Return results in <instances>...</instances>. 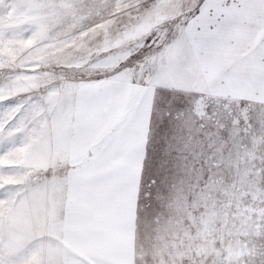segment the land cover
I'll list each match as a JSON object with an SVG mask.
<instances>
[{"label": "snow or ice", "instance_id": "snow-or-ice-1", "mask_svg": "<svg viewBox=\"0 0 264 264\" xmlns=\"http://www.w3.org/2000/svg\"><path fill=\"white\" fill-rule=\"evenodd\" d=\"M49 7L53 14L77 11L72 4ZM108 7L115 17L108 23L124 25L117 43L126 42L122 45L126 59L104 73L103 79L62 85L59 91L45 94L21 90L13 96L6 93L18 89L25 74L5 70L0 102L7 101V112L0 114V144L9 145L8 153L27 147L29 163L0 167V177L15 173L17 180L6 184L0 178V264H103L74 250L82 248L107 213V198L124 170L123 138L142 122L141 105L125 79L128 72L138 73L136 93L152 97L150 134L158 93L201 87L205 91L195 93L194 103L241 92L259 95L256 116L264 121V0L258 4L255 0H116ZM169 24L174 30L165 31ZM257 32L259 44L249 52ZM133 34L138 38L129 39ZM133 59L136 68L128 69ZM219 107L227 104L209 112L205 103L197 108L196 119L182 111L159 117L156 135L162 139L155 143L153 135L151 150L148 140L143 144L141 171L152 177L153 186L157 177L165 178L198 150ZM245 118L251 119L247 112ZM73 126L87 133L86 145L78 163L66 164L58 172L59 157L48 145ZM259 255L264 264V251Z\"/></svg>", "mask_w": 264, "mask_h": 264}, {"label": "rangeland", "instance_id": "rangeland-1", "mask_svg": "<svg viewBox=\"0 0 264 264\" xmlns=\"http://www.w3.org/2000/svg\"><path fill=\"white\" fill-rule=\"evenodd\" d=\"M115 3L0 0V85L7 79L5 70L25 74L18 81L19 88L6 95L16 96L21 90L45 94L47 90L59 91L62 85L103 79L104 73L126 59L122 51L126 42L117 43L124 25L108 23L115 20L108 7ZM61 4H72L77 11L53 14L49 6ZM171 30L174 26L169 24L165 31ZM260 38L257 32L247 51L251 52ZM136 63L134 59L128 62V69H135ZM125 79L136 103L143 107L144 100L152 99L150 94L134 91L138 73L130 71ZM200 91L205 89L156 95L149 143L151 150L152 136L155 143L162 139L156 129L159 117L166 112L182 111L196 119L197 108L205 103L209 112L227 104V108L219 107L215 120L205 128L207 135L201 136L198 150L165 178L157 177L156 186L151 184L152 177L142 175L139 185L135 178L134 185L121 186L120 196L129 191L128 200L109 195L107 213L82 248L74 250L77 254L103 264H260L259 253L264 251V121L256 116L260 97L241 92L235 97H206L194 103L195 93ZM6 102H0V114H6ZM246 112L251 119L245 118ZM66 135V151L63 138L60 144L53 138L48 145L53 156L59 157L58 172L66 164L79 162L84 145L82 131L75 126ZM8 147L0 144V152L5 153L0 156V167L11 169L29 163L27 147L11 153ZM133 162L139 167L138 158ZM140 175L137 171L136 176ZM0 178L6 184L17 182L15 173L5 172Z\"/></svg>", "mask_w": 264, "mask_h": 264}, {"label": "crops", "instance_id": "crops-1", "mask_svg": "<svg viewBox=\"0 0 264 264\" xmlns=\"http://www.w3.org/2000/svg\"><path fill=\"white\" fill-rule=\"evenodd\" d=\"M255 2L258 4V0H255ZM247 34V30H246ZM258 35V34H257ZM135 91V90H134ZM147 100V101H146ZM143 102V107L142 108V117H141V123L138 124L137 126L133 127L130 129L124 136L123 142L121 144V150H122V155L124 159V170L122 172V175L118 181V183L113 187L110 195H117L114 199H121V200H128L129 191H123V196H120V188L122 185H134L135 182H138L136 184H140L142 180V165H143V160H144V151H143V144L145 140H148L150 143V133L148 132V108L152 105V99H146ZM86 136L87 133L82 131L81 138H85L84 140V145L79 151V154H82L85 145H86ZM59 141V139H58ZM64 141V147L65 151L67 148V135L63 137ZM60 144V141H59ZM90 154V153H89ZM139 159V167L138 164L136 165V162L134 164V160ZM138 168V170H136ZM140 171L141 175L139 177L136 176V172ZM136 178V181H135ZM135 181V182H134ZM135 184V186H136ZM139 189V188H138ZM138 189L134 191V194L136 196L138 195ZM135 197V196H134ZM134 210H135V205H134ZM137 210V208H136ZM135 210V212H136Z\"/></svg>", "mask_w": 264, "mask_h": 264}, {"label": "trees", "instance_id": "trees-1", "mask_svg": "<svg viewBox=\"0 0 264 264\" xmlns=\"http://www.w3.org/2000/svg\"><path fill=\"white\" fill-rule=\"evenodd\" d=\"M150 148V147H149ZM150 150V149H149Z\"/></svg>", "mask_w": 264, "mask_h": 264}]
</instances>
